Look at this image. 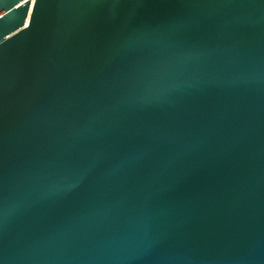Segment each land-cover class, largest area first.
Masks as SVG:
<instances>
[{"label":"water","instance_id":"95a60500","mask_svg":"<svg viewBox=\"0 0 264 264\" xmlns=\"http://www.w3.org/2000/svg\"><path fill=\"white\" fill-rule=\"evenodd\" d=\"M0 264H264V0H0Z\"/></svg>","mask_w":264,"mask_h":264},{"label":"built area","instance_id":"2783aa9c","mask_svg":"<svg viewBox=\"0 0 264 264\" xmlns=\"http://www.w3.org/2000/svg\"><path fill=\"white\" fill-rule=\"evenodd\" d=\"M33 1V0H32Z\"/></svg>","mask_w":264,"mask_h":264}]
</instances>
